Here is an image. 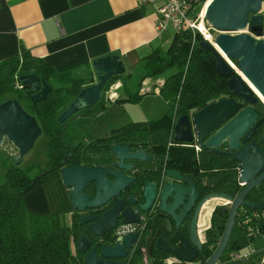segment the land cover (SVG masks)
<instances>
[{
	"label": "water",
	"instance_id": "obj_1",
	"mask_svg": "<svg viewBox=\"0 0 264 264\" xmlns=\"http://www.w3.org/2000/svg\"><path fill=\"white\" fill-rule=\"evenodd\" d=\"M204 21L217 34L213 43L203 39L199 47L215 56V71L227 79V88L232 96L246 102L264 101V0H211L206 7ZM226 59L237 63L238 72ZM96 83L80 90L78 95L58 115L62 124L83 110L94 107L102 98L104 88L114 76L123 75L125 67L117 55H107L92 61ZM22 87L32 103L45 100L52 88L33 71L19 77ZM233 98H224L197 111L181 116L174 125V141L191 143L192 132L198 145L209 150L224 145L230 157L238 163L237 183L240 187L234 197L228 194L212 193L201 196L195 183L183 177L176 170H165L163 178L171 180L160 188L153 182L143 187L144 204L147 211L158 194L159 207L165 224L173 225L155 240L154 249L138 247L141 237L130 234L109 241L110 232L123 223H138L139 215L128 209L119 213L118 202L102 216H81L78 224H87V229L96 237L93 242L81 235L76 244L77 253L83 255L84 264H194L199 258L205 240L199 236V224L205 222L202 214L213 206V211L227 213L222 236L211 256L203 264H217L225 252L238 210H264V203L247 200L258 184L264 182V124L255 123L257 115L251 108L240 110ZM260 126L261 129L256 131ZM213 132L212 135L209 134ZM42 131L34 116L30 115L15 99L0 104V152L5 153L15 166H19ZM258 136V142L253 140ZM206 139V140H205ZM205 140V141H204ZM111 154L115 157L114 167L77 166L59 170L63 184L68 190L72 211L77 213L98 209L116 198L135 179L128 172L133 166L130 161H151L142 150L134 151L128 146L114 145ZM91 187L93 197L85 194ZM132 199L130 198V201ZM222 201L227 206H219ZM211 218V217H210ZM189 219L187 231L181 229ZM210 221V220H209ZM106 240L102 241V238ZM136 246V247H135ZM135 247V250L133 248ZM137 251L139 260L130 257ZM165 257L156 259L154 252Z\"/></svg>",
	"mask_w": 264,
	"mask_h": 264
},
{
	"label": "trees",
	"instance_id": "obj_2",
	"mask_svg": "<svg viewBox=\"0 0 264 264\" xmlns=\"http://www.w3.org/2000/svg\"><path fill=\"white\" fill-rule=\"evenodd\" d=\"M207 0H189L192 16L197 19L200 8ZM205 22V21H204ZM212 30V29H211ZM203 37L198 31L190 29L175 32L169 43L160 45L142 59V80L165 74L164 84L159 87V96L166 104L165 114L158 120L128 124L110 132L107 137L84 145L67 146L61 141L64 123L57 121L59 113L78 95L80 90L96 81L92 75L86 79L77 72H58L49 64L32 57L28 50L21 47L19 53L0 62V104L15 99L35 117L42 134L48 139L47 163L35 176L29 170H22L13 164L6 167L0 183V264H84L83 255L74 249L78 238L83 235L78 217L58 213L34 214L24 204V196L42 184L51 173L62 168L77 166H106L113 156L114 145L128 146L131 149H148L160 156L161 170H178L189 177L201 194H228L236 196L240 190L237 183L238 167L231 162L211 164L199 159L193 150L174 145V125L177 119L189 115L192 110L200 109L229 95L227 79L215 71V56L199 47ZM234 62V61H233ZM236 65L237 63L234 62ZM33 71L36 76L51 86L52 91L45 100L37 103L30 101L26 88L15 89V82L21 75ZM127 78L114 76L104 88L100 101L92 108L79 112L81 116H91L105 108V93L110 84L121 81L127 88ZM87 85V86H85ZM143 96L138 92L126 94L120 103L138 104ZM5 154V153H4ZM6 158L8 156L5 154ZM196 166L194 169L193 166ZM162 172V171H161ZM201 172H207L205 175ZM207 182V185L204 184ZM254 193V194H252ZM252 198L264 195V182L260 191L252 192ZM254 201V200H249ZM257 202V201H254ZM264 199L258 200V203ZM227 213L215 209L210 218V227L204 232V246L200 257L195 261L203 264L211 256L223 233ZM252 223L263 233L264 228ZM84 236V235H83ZM261 236V234H260ZM260 236L247 232L238 215L229 237L225 253L236 252L253 245L260 249ZM113 237H109L112 241ZM255 255L259 263L264 250ZM165 257L159 252L157 255ZM137 251L132 262L139 259Z\"/></svg>",
	"mask_w": 264,
	"mask_h": 264
},
{
	"label": "crops",
	"instance_id": "obj_3",
	"mask_svg": "<svg viewBox=\"0 0 264 264\" xmlns=\"http://www.w3.org/2000/svg\"><path fill=\"white\" fill-rule=\"evenodd\" d=\"M156 10V5L139 6L135 0H0V62L17 55L24 47L32 57L56 71L77 72L79 77L88 79L91 75L96 77L93 60L107 55L119 56L125 67L123 77H131L127 78L128 83L134 76H139L134 92L139 91L143 97L138 104L117 102L125 100L130 91L121 81L111 83L104 95L105 108L91 116H83L82 123H89L85 138L94 142L121 128H115V125L123 121L129 124L155 121L166 112V104L158 91L166 75L142 80V59L160 45H167L175 33L171 27L161 35L156 32ZM15 83L21 85L19 79ZM2 164L5 170L11 165L6 160ZM45 181L36 191L24 196L26 209L39 215L57 212L58 209L51 210L40 199L52 181V203L58 207L62 205V211L72 215L68 190L59 171ZM37 200L43 202L42 207L36 204ZM212 213L213 206L205 220H210ZM202 223L199 224V236L204 239ZM259 241L261 248L252 245L255 254L250 258L233 261L231 253L224 252L217 264H262L256 261L255 255L258 250H264V231ZM73 247L75 249V245ZM154 253L157 259L159 252Z\"/></svg>",
	"mask_w": 264,
	"mask_h": 264
},
{
	"label": "flooded vegetation",
	"instance_id": "obj_4",
	"mask_svg": "<svg viewBox=\"0 0 264 264\" xmlns=\"http://www.w3.org/2000/svg\"><path fill=\"white\" fill-rule=\"evenodd\" d=\"M224 98H233L236 101V103L238 105H240V108H241L240 110H243L245 108H251L254 111V113L257 115L255 123L258 122L259 120H263V122L261 124H264V102H262L259 99V97L255 96L256 101H254V102L243 101L242 99L237 98L235 96H232L231 94L225 96ZM224 98H222V99H224ZM204 107H206V106H204ZM204 107H202V108H204ZM202 108L192 110V112L189 114V116H191L192 114L201 110ZM261 127L262 126L257 128L256 131L259 132ZM212 134H213V132H211L209 134V136ZM174 135H175V133H174ZM192 138H193V141L191 143L186 144V143L174 141V145L176 147H179V148H189V149L193 150L198 159L203 156L204 161L208 164H211L212 161L215 160V161L224 162V163L231 162L232 165H234L235 167L236 166L238 167V163L235 160H233L232 157H230L229 155L226 154L229 151H227V148L224 145H221L214 150H209L207 147L204 146L203 143L201 146L197 144L196 135L194 132H192ZM253 140L255 142H258V136H254ZM137 150H142V149H135L134 151H137ZM142 151H144L145 155L147 157L151 158L152 160L151 161H130L129 162L133 166V168L128 173L132 177H134L135 180L130 185H128L123 191H121L116 198L110 200L109 202H107L105 205L101 206L98 209L86 210V211L81 212V213H77L76 211H72V215L74 214V216L76 215L78 218L81 216H93V215L94 216H102L105 212H107L111 208H113L115 204L120 202L121 208H120L119 213H121L125 209H128L130 211L132 210V211L136 212L140 218L142 217L144 219V222H145L144 223V230H143L142 237L140 239L138 247H140L141 250H148V247L150 245H152L153 250H155L154 244H155V240L157 238H159L160 236H163L167 229H169V231H172V234L175 233V231L173 230V225L168 226V224H165L164 217H163L162 213L158 210V207H159L158 194L156 195V197H155L154 201L152 202L150 208L147 211H142L141 206L144 204L143 187H144V184L146 182H153L156 185H158V188H160L164 184L170 183L171 180H169L167 178H163V170H161L162 172L160 171V156L158 154L150 153L148 149L142 150ZM114 163H115V157L112 156L110 161L108 163H106V166H104V167L110 168V169H116L114 167ZM193 168L195 169L196 166L194 165ZM176 171H178V170H176ZM178 172L183 177H187L185 174L181 173L180 171H178ZM201 173H203L205 175L207 172H201ZM262 183L263 182L258 184L257 187L254 190H252V192L257 193L258 191H260L262 189ZM204 184L207 185V182L204 181ZM196 189L199 192L200 189H202V190L204 189V186L198 184V185H196ZM85 194L90 196V197H93L94 193L92 191V188L91 187L86 188ZM252 194H254V193H252ZM252 194L250 195L251 198L247 197V200H254V201L258 202V200H260V198L264 199V195L260 198H258V197L252 198L255 196ZM206 195H208V194H206ZM206 195L201 194V196H206ZM130 198L132 199L131 201H130ZM260 203H263V202H260ZM120 222L121 221H118L117 224H119ZM188 224H189V219L187 221H185V223H184L185 226L181 227V229L184 231H187ZM80 227H81V231H82L83 235L86 238H88L89 240H91L93 242L96 240V237H94L93 234L87 229V224L80 225ZM107 236L108 235H105L102 238V241L106 240ZM111 236H113V232H110V237ZM133 255H134V253H133ZM133 255H132V257H133ZM196 264H200V263L196 262Z\"/></svg>",
	"mask_w": 264,
	"mask_h": 264
},
{
	"label": "built area",
	"instance_id": "obj_5",
	"mask_svg": "<svg viewBox=\"0 0 264 264\" xmlns=\"http://www.w3.org/2000/svg\"><path fill=\"white\" fill-rule=\"evenodd\" d=\"M139 6L156 5V25L155 30L158 34L165 33L168 28H172L175 32L185 29H190L191 31H198L205 40H208L204 34L200 32L197 27L198 20L191 19L192 9L189 0H135ZM211 30V28H208ZM206 29V33L208 31ZM210 37V36H209ZM264 38V35L262 36ZM15 88L22 89L23 87L17 83ZM165 170H163L164 172ZM226 201H222L219 206H227ZM238 217L241 219L243 225H247V232L253 236H260L261 231L258 227L252 226L251 224L259 221L258 224L261 228H264V210H249L241 207L237 212ZM236 215V216H237ZM144 219L141 217L138 223H119L113 229V239L124 237L130 234L138 235V240L142 237L144 230ZM203 225V232H205L210 227V221L206 219ZM136 247V246H135ZM135 247L133 250H135ZM233 261H242L250 258L255 254L252 245H248L245 249L230 252ZM260 262L264 264V257L261 258Z\"/></svg>",
	"mask_w": 264,
	"mask_h": 264
},
{
	"label": "rangeland",
	"instance_id": "obj_6",
	"mask_svg": "<svg viewBox=\"0 0 264 264\" xmlns=\"http://www.w3.org/2000/svg\"><path fill=\"white\" fill-rule=\"evenodd\" d=\"M203 6L200 8V11L197 14V20H199V18L201 17L202 21L204 22L203 12H202ZM204 24H205V27L207 30H209L208 28H211L206 22H204ZM216 34H217V32H215L213 30H209L207 33V35L210 36L209 39H211L212 41L214 40V37ZM203 39H204V37H203ZM227 62L230 66L232 65L233 67H235L236 70L233 68L234 71L238 72L237 65L232 60L227 59ZM135 73L138 74L139 70L136 69ZM138 77L139 76H134V78H132V80H130V82L127 83V88L129 89L131 94H133L135 88H137V85L139 82ZM166 110L167 109H165V111ZM83 120H84L83 116L81 117V114L76 113L75 115L70 117L67 121H65L62 136H61V141L65 145L75 146V145H79V144L84 145V144L91 143L90 138H85V136L87 135V128L89 127L88 126L89 123H82ZM127 124H129V122L123 121V122L115 125V128L123 127ZM98 135H101V134H98ZM98 137H101V136H98ZM47 149H48V139L45 135L42 134L41 136H39L36 139L32 149L23 156L22 162L18 167L22 170H29L30 176H35L39 169H43L46 166ZM5 160H6V162H8V164L9 163L13 164L10 159H7L5 157V155H2L0 152V171H1L0 172V183L2 180V176L5 172V169H3V164H2V163H5ZM53 175H54V173H51L49 176H53ZM45 182L46 181H44L43 183H45ZM42 184H40L39 186H41ZM37 188H35L33 191L29 192L28 194L36 191ZM52 190H53V183H52V181H50L47 185V193L45 191H43V194L41 195L40 199H42V201L44 203H47L51 210L58 209L57 212H54V213H58L60 215H65V213L62 211V208H61L62 205L60 207H58V206H56L55 202H54V204L52 203V200L50 197ZM42 201L37 200L36 204L42 207L43 206ZM56 207H58V208H56ZM210 210H211V208H206L203 211L202 214L203 215L205 214L204 217L205 216L207 217L209 215ZM48 214H50V213H48Z\"/></svg>",
	"mask_w": 264,
	"mask_h": 264
},
{
	"label": "bare ground",
	"instance_id": "obj_7",
	"mask_svg": "<svg viewBox=\"0 0 264 264\" xmlns=\"http://www.w3.org/2000/svg\"><path fill=\"white\" fill-rule=\"evenodd\" d=\"M210 1H211V0H207L206 3H205L204 6H203V11H202V12H203V18H204V14H205L206 7H207L208 4L210 3ZM197 24H198L197 27H198V29L200 30V32H201L202 34H204V36L208 39V41H210V42L213 43V41H212L211 39H209V36H208L207 33H206V27H205V24H204V22L202 21L201 17L199 18ZM226 60H227V59H226ZM228 60H229V59H228ZM231 67L235 69V67H233L232 65H231ZM235 70H236V69H235ZM263 102H264V101H263Z\"/></svg>",
	"mask_w": 264,
	"mask_h": 264
}]
</instances>
